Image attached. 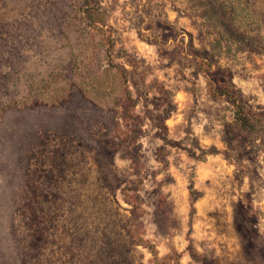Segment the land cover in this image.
I'll return each mask as SVG.
<instances>
[{"label":"rangeland","instance_id":"1","mask_svg":"<svg viewBox=\"0 0 264 264\" xmlns=\"http://www.w3.org/2000/svg\"><path fill=\"white\" fill-rule=\"evenodd\" d=\"M0 264H264V0H0Z\"/></svg>","mask_w":264,"mask_h":264},{"label":"trees","instance_id":"2","mask_svg":"<svg viewBox=\"0 0 264 264\" xmlns=\"http://www.w3.org/2000/svg\"><path fill=\"white\" fill-rule=\"evenodd\" d=\"M230 95V94H229ZM230 101H232V99H231V97H229L228 98ZM232 103V102H231ZM232 105H234L233 103H232ZM128 107H130V106H128V105H125L124 104V108H125V111H128ZM246 117V116H245ZM128 119H130V121L132 120V121H134L135 120V117H133L132 115H129L128 116ZM244 121H246V123H248L247 121V118H244Z\"/></svg>","mask_w":264,"mask_h":264}]
</instances>
